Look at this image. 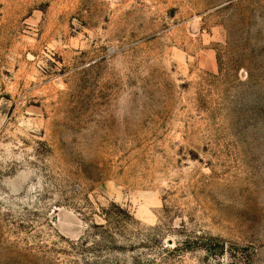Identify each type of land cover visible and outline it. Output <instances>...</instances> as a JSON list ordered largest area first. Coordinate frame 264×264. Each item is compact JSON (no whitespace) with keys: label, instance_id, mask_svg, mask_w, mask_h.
<instances>
[{"label":"rangeland","instance_id":"374dc122","mask_svg":"<svg viewBox=\"0 0 264 264\" xmlns=\"http://www.w3.org/2000/svg\"><path fill=\"white\" fill-rule=\"evenodd\" d=\"M0 264H264V0H0Z\"/></svg>","mask_w":264,"mask_h":264},{"label":"trees","instance_id":"16d2710c","mask_svg":"<svg viewBox=\"0 0 264 264\" xmlns=\"http://www.w3.org/2000/svg\"><path fill=\"white\" fill-rule=\"evenodd\" d=\"M124 214H125V213H124ZM126 215H127V214H126ZM129 216H130V215H128V217H129ZM130 217H131V216H130ZM130 217H129V218H130ZM109 220H110V219H109ZM104 237H105V238H104L105 241H106V240L109 241V239L113 240V237H109L108 234H106V233H104ZM110 243H112V242H110ZM81 245H83V242H81V243H74L71 247L74 246L75 249H76L78 246H79V247H82ZM85 245H86V244H85Z\"/></svg>","mask_w":264,"mask_h":264}]
</instances>
